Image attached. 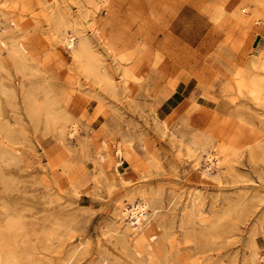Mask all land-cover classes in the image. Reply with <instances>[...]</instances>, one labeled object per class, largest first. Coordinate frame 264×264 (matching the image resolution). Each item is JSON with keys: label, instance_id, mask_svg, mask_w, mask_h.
Returning a JSON list of instances; mask_svg holds the SVG:
<instances>
[{"label": "rangeland", "instance_id": "rangeland-1", "mask_svg": "<svg viewBox=\"0 0 264 264\" xmlns=\"http://www.w3.org/2000/svg\"><path fill=\"white\" fill-rule=\"evenodd\" d=\"M97 1L0 0V264H264V0Z\"/></svg>", "mask_w": 264, "mask_h": 264}, {"label": "bare ground", "instance_id": "bare-ground-1", "mask_svg": "<svg viewBox=\"0 0 264 264\" xmlns=\"http://www.w3.org/2000/svg\"><path fill=\"white\" fill-rule=\"evenodd\" d=\"M89 2L92 5V9L89 12L88 11L85 12V17H89V19H88L89 27H90L91 31L97 36V38L101 42H103L105 44L107 51L110 52L111 55H113L114 50H113V43H112V41L107 36H104V34L102 33V31H103L102 28H100L99 23L94 18L95 17V14L97 13V9H98V1L97 0H89ZM13 22H14V24H16L15 21H13ZM107 27H108V24L107 25H104V28H107ZM66 44L72 50L73 55H74V58L77 61L82 60V61L87 62L86 65H87L88 69L90 70L91 74H93V75L96 74L100 78L101 77H103V78L105 77V75H106L105 74V71L102 70V69H104V67H102V65L100 64L101 59L96 57L95 52H94V50H93V48H92V46H91V44H90V42L88 41L87 38L77 40V36L70 35V36L66 37ZM16 50H17V55L19 54L18 55L19 58L20 57L22 58L23 55L25 56V54L28 53V49L26 48V46L24 44H20ZM20 54L22 56H20ZM18 65H19V63H18ZM31 103H32L31 107H33V114H37L39 110H42V111L45 110L46 112H48V117L52 121H55V119L58 118L57 114H56V116H57L56 117L55 115H53V113H51V111H48V107L47 106H42V105H41V107H40V105L39 106H34L33 105V102H31ZM34 103L36 105H38L37 102H34ZM40 113H41V111H40ZM44 120H45V117H44ZM60 120H62V119H60ZM52 121H50V122H52ZM65 122H67V121H65ZM44 123H45V121H44ZM54 123H56V122H54ZM59 123L60 122H58V124ZM51 125L53 126V123H51ZM55 125H57V124H55ZM73 131H75V129ZM209 159L211 160L210 167L212 166V163H215V165H219L220 164V160L219 159L212 160L211 159V156L209 157ZM149 207H150V204L145 201L143 203H139L138 205H135L134 208L131 211H129V209L126 206H123L121 208V210H120L121 215L124 216V217L125 216H130V215H135L136 216V219H137L138 224H139V229H141V233L145 234L144 241L143 242L145 243V246H147V248H151L152 247V245H151L152 236H149L147 234V231L144 230V226H147L149 224V222H148V220H149L148 219V210H149ZM145 219H146V221H144Z\"/></svg>", "mask_w": 264, "mask_h": 264}]
</instances>
